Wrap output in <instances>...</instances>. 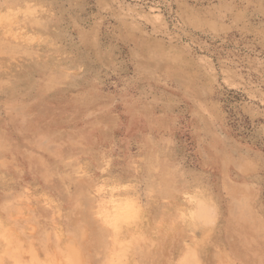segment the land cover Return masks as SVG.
<instances>
[{"label":"rangeland","instance_id":"rangeland-1","mask_svg":"<svg viewBox=\"0 0 264 264\" xmlns=\"http://www.w3.org/2000/svg\"><path fill=\"white\" fill-rule=\"evenodd\" d=\"M0 264H264V0H0Z\"/></svg>","mask_w":264,"mask_h":264},{"label":"bare ground","instance_id":"bare-ground-1","mask_svg":"<svg viewBox=\"0 0 264 264\" xmlns=\"http://www.w3.org/2000/svg\"><path fill=\"white\" fill-rule=\"evenodd\" d=\"M3 228V227H2Z\"/></svg>","mask_w":264,"mask_h":264}]
</instances>
